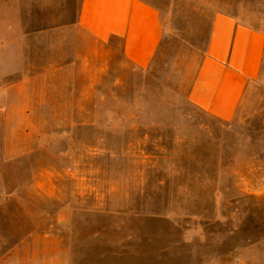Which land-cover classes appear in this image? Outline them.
I'll return each mask as SVG.
<instances>
[{
    "label": "rangeland",
    "instance_id": "obj_1",
    "mask_svg": "<svg viewBox=\"0 0 264 264\" xmlns=\"http://www.w3.org/2000/svg\"><path fill=\"white\" fill-rule=\"evenodd\" d=\"M145 1L167 29L149 69L118 49L59 77L52 63L83 56L54 32L80 0H0L5 226L61 230L73 264H264V85L231 123L187 99L213 14L264 31V0ZM19 78L27 113L6 90Z\"/></svg>",
    "mask_w": 264,
    "mask_h": 264
},
{
    "label": "crops",
    "instance_id": "obj_2",
    "mask_svg": "<svg viewBox=\"0 0 264 264\" xmlns=\"http://www.w3.org/2000/svg\"><path fill=\"white\" fill-rule=\"evenodd\" d=\"M71 18L72 22L58 26L54 32L77 35L83 56L52 63L48 72L53 76H68L78 69L79 73H92L103 54L112 56L118 49L129 67L147 70L167 34L161 11L145 0H80ZM88 80L90 89L91 74ZM259 85H264V31L235 14L216 11L205 50L189 82V103L212 119L231 123ZM26 88L25 78H19L17 84L6 89L19 99V105L13 107L20 108V113L29 112L22 96ZM14 194L17 192L7 190L0 171V264H73L61 230L29 234L26 218L22 223L18 216L14 220L8 217L9 225L5 226V210L16 199ZM19 198L22 204V194Z\"/></svg>",
    "mask_w": 264,
    "mask_h": 264
}]
</instances>
